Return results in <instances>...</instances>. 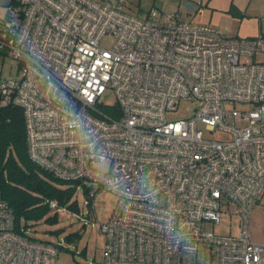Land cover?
I'll return each mask as SVG.
<instances>
[{
    "label": "built area",
    "instance_id": "obj_1",
    "mask_svg": "<svg viewBox=\"0 0 264 264\" xmlns=\"http://www.w3.org/2000/svg\"><path fill=\"white\" fill-rule=\"evenodd\" d=\"M125 3L7 0L0 53L18 77L0 78V105L22 109L29 158L82 185L93 213L98 192L117 196L93 222L103 259L87 264L264 263L247 229L264 193V35L228 36L157 7L141 18ZM108 88L115 105L102 100ZM182 101L191 113L169 120ZM222 202L241 216L236 236L208 228ZM57 255L14 229L0 196V264H60Z\"/></svg>",
    "mask_w": 264,
    "mask_h": 264
},
{
    "label": "rangeland",
    "instance_id": "obj_2",
    "mask_svg": "<svg viewBox=\"0 0 264 264\" xmlns=\"http://www.w3.org/2000/svg\"><path fill=\"white\" fill-rule=\"evenodd\" d=\"M109 1L114 2L115 0ZM164 1L172 7L168 8ZM199 1L189 0L195 6L190 9L185 6L183 0H162V2L159 0H126L123 11L142 18L151 7L166 10L170 15L179 10L182 19L212 24L228 36L250 38L264 35V0H201V5ZM6 2L7 0H0V16L5 14ZM113 42V34L107 33L101 38L100 44L102 47L110 48ZM6 76L18 77L17 65L0 54V78ZM102 100L105 104L115 105L116 97L113 90L106 89ZM187 106L191 105L182 101L177 111L168 113L167 118L173 120L188 116L191 110L187 109ZM95 166L106 168L107 162L96 163ZM67 186L73 188V193L68 202L64 204L66 213L62 214L60 211L49 209L46 216L39 220L29 221L26 233L38 240L56 244L58 247L57 260L60 264L101 262L106 236L93 222L107 220L116 204L117 196L110 191L98 192L93 202L94 216L90 204H86L83 186L74 182L61 185L62 188ZM220 208L219 222L208 223V228L218 235H238L242 230V220L241 216L234 212L235 206L222 202ZM75 212L82 213L87 222L84 223L75 215ZM54 214L55 219L47 220V217ZM247 229L252 242H264V193L258 197L250 211Z\"/></svg>",
    "mask_w": 264,
    "mask_h": 264
},
{
    "label": "trees",
    "instance_id": "obj_3",
    "mask_svg": "<svg viewBox=\"0 0 264 264\" xmlns=\"http://www.w3.org/2000/svg\"><path fill=\"white\" fill-rule=\"evenodd\" d=\"M66 183L69 182L59 180L29 158L22 109L0 105V196L14 213V229L36 239L26 233L29 221L46 216L50 199L62 205L68 202L73 188H62ZM53 219L55 214L47 217L49 221Z\"/></svg>",
    "mask_w": 264,
    "mask_h": 264
},
{
    "label": "crops",
    "instance_id": "obj_4",
    "mask_svg": "<svg viewBox=\"0 0 264 264\" xmlns=\"http://www.w3.org/2000/svg\"><path fill=\"white\" fill-rule=\"evenodd\" d=\"M160 2H162V0H159ZM201 1V0H200ZM199 1V3H200V5H201V2ZM183 2H185V3H192V2H189V0H183ZM164 3L168 6V8H171L172 6H169L168 5V3L166 2V1H164ZM198 3V2H197ZM193 8H195V6L193 5ZM192 8V9H193ZM162 9V8H161ZM164 12H166V10H164ZM200 12H201V10H200ZM167 14H168V12H166ZM177 13H179L180 14V16H181V11H179L178 10V12Z\"/></svg>",
    "mask_w": 264,
    "mask_h": 264
},
{
    "label": "water",
    "instance_id": "obj_5",
    "mask_svg": "<svg viewBox=\"0 0 264 264\" xmlns=\"http://www.w3.org/2000/svg\"><path fill=\"white\" fill-rule=\"evenodd\" d=\"M185 6L188 7V8H190V9L193 8V4H191V3H185Z\"/></svg>",
    "mask_w": 264,
    "mask_h": 264
}]
</instances>
